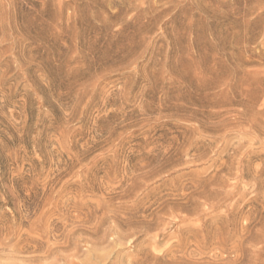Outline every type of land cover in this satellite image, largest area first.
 I'll return each mask as SVG.
<instances>
[{
    "label": "rangeland",
    "instance_id": "374dc122",
    "mask_svg": "<svg viewBox=\"0 0 264 264\" xmlns=\"http://www.w3.org/2000/svg\"><path fill=\"white\" fill-rule=\"evenodd\" d=\"M0 264H264V0H0Z\"/></svg>",
    "mask_w": 264,
    "mask_h": 264
}]
</instances>
